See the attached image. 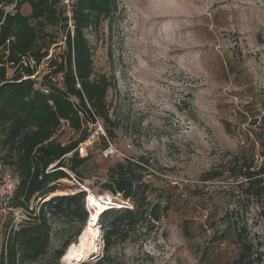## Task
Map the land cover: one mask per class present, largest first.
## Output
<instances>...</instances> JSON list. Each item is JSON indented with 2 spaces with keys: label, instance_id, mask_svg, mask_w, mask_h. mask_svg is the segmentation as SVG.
<instances>
[{
  "label": "rangeland",
  "instance_id": "rangeland-1",
  "mask_svg": "<svg viewBox=\"0 0 264 264\" xmlns=\"http://www.w3.org/2000/svg\"><path fill=\"white\" fill-rule=\"evenodd\" d=\"M21 12L27 14L28 6ZM262 15L258 0H119L112 32L105 27L90 36L96 70L115 84L108 105L118 123L117 143L135 162H148L142 167L151 199L165 207L151 231L144 223L113 250L116 264H230L238 255L236 234L225 232L231 224L246 230L261 255L256 264H264V204L246 196L244 178L231 170L235 158H254V166L264 153V122L252 127L264 110ZM63 43L50 55L64 51ZM38 72L41 80L48 64ZM2 139L1 133L0 249L26 219L12 206L19 178L6 164ZM57 139L70 140L66 128ZM96 150L84 185L101 193L117 160ZM216 172L222 175L209 178ZM61 183L85 191L72 179ZM31 206L39 208V200ZM66 222L51 220L50 251L36 264H56L52 254L67 234ZM102 253L101 237L86 260ZM62 259L58 264H67Z\"/></svg>",
  "mask_w": 264,
  "mask_h": 264
},
{
  "label": "trees",
  "instance_id": "trees-1",
  "mask_svg": "<svg viewBox=\"0 0 264 264\" xmlns=\"http://www.w3.org/2000/svg\"><path fill=\"white\" fill-rule=\"evenodd\" d=\"M25 5L29 8L27 14L21 12ZM0 6L1 148L8 158L6 164L19 178L12 206L26 218L18 230H11L2 245L0 264H36L47 256L52 240L51 220L55 218L67 221L68 228L52 254L58 264L68 247L78 242L90 219L85 207L88 192L78 187L64 188L61 182L72 179L71 174L78 186L86 187L84 182L91 176L85 171L87 164L97 148L103 158L106 140L102 138L98 147L89 149L87 157H81L76 149L93 134L98 121L108 139L118 141V123L110 118L108 105V94L115 84L105 73L96 70L90 36L106 29L112 32L119 0H75L73 36L61 0H1ZM10 6L14 12L6 11ZM62 41L64 51L50 55L51 48ZM43 63L48 64L50 72L40 80L38 69ZM59 75L63 77L62 82L58 80ZM65 128L70 140L61 142L57 137ZM233 162V175L237 173L247 180L246 196L264 204L261 176L264 164L259 171H254V158L252 161L235 158ZM144 163L148 164L145 159L117 160L108 168L101 193H93L120 196L132 208L122 206L101 213L98 222L103 253L80 264H116L113 255L116 247L131 241L144 223L149 222L145 230L151 231L154 226L151 221H161L165 207L151 199L149 183L144 179ZM221 175L216 172L209 178ZM69 190L75 193L50 197ZM36 200L39 208L31 206ZM226 216L229 218V213ZM74 222L76 225H72ZM232 231L236 234L238 255L230 264L261 261L258 248L248 239L246 230L231 224L225 232Z\"/></svg>",
  "mask_w": 264,
  "mask_h": 264
},
{
  "label": "bare ground",
  "instance_id": "bare-ground-1",
  "mask_svg": "<svg viewBox=\"0 0 264 264\" xmlns=\"http://www.w3.org/2000/svg\"><path fill=\"white\" fill-rule=\"evenodd\" d=\"M87 192L88 194L86 197V202L91 211L89 223H87V227L79 237L78 242L68 247L67 252L62 259V261L67 264H72L74 260H80L74 258L75 254L77 253L83 252V256L88 257L98 251V242L102 237V231L98 221L103 211L109 209L112 206L120 208L124 205H130L124 201L123 203H117L109 194L105 196H97L89 189H87ZM74 193V191L70 193L66 191H59L52 194L50 197Z\"/></svg>",
  "mask_w": 264,
  "mask_h": 264
},
{
  "label": "built area",
  "instance_id": "built-area-1",
  "mask_svg": "<svg viewBox=\"0 0 264 264\" xmlns=\"http://www.w3.org/2000/svg\"><path fill=\"white\" fill-rule=\"evenodd\" d=\"M74 1L75 0H61L63 7L65 8L67 18L69 20V29L71 32V35H74L75 32V26H74V21H73V7H74ZM55 50H51V52H54ZM59 82L63 81L62 75L58 76ZM264 121V110L259 111V113L254 117V121L252 123L253 129H258L262 126ZM71 134H73L71 132ZM104 138L106 140V145L105 148L102 151V156L104 159H116L120 161H125V160H131V158L125 153L123 149L119 147V144L111 141L108 139L107 134L102 126V124L98 121L96 126H95V131L93 134L88 137L84 142L80 143L79 146L77 147L76 151H78L79 155L81 157H87L89 153V149L98 147L100 145L101 139ZM128 148L130 149L131 146L128 145ZM264 164V157L261 156L260 162L257 163L256 165L253 166L254 171H259L261 167ZM71 178L73 181L77 182L74 178L73 175H71ZM264 179V174L261 175ZM246 182L247 180L244 179ZM81 187L84 190H87L86 187L82 186ZM125 207L127 208H132L131 205H126ZM207 228V226H206Z\"/></svg>",
  "mask_w": 264,
  "mask_h": 264
},
{
  "label": "water",
  "instance_id": "water-1",
  "mask_svg": "<svg viewBox=\"0 0 264 264\" xmlns=\"http://www.w3.org/2000/svg\"><path fill=\"white\" fill-rule=\"evenodd\" d=\"M85 191L87 192V190H85ZM110 209H112V208H110ZM88 257H89V256H88ZM88 257L83 256V259H80V260H74L72 264H80L82 261H85L86 258H88Z\"/></svg>",
  "mask_w": 264,
  "mask_h": 264
},
{
  "label": "snow or ice",
  "instance_id": "snow-or-ice-1",
  "mask_svg": "<svg viewBox=\"0 0 264 264\" xmlns=\"http://www.w3.org/2000/svg\"><path fill=\"white\" fill-rule=\"evenodd\" d=\"M74 258L75 259H83V252L75 254Z\"/></svg>",
  "mask_w": 264,
  "mask_h": 264
},
{
  "label": "crops",
  "instance_id": "crops-1",
  "mask_svg": "<svg viewBox=\"0 0 264 264\" xmlns=\"http://www.w3.org/2000/svg\"><path fill=\"white\" fill-rule=\"evenodd\" d=\"M254 1H257V0H253V3ZM258 1H261L262 4H264V0H258ZM263 19H262V23H264V15L261 16Z\"/></svg>",
  "mask_w": 264,
  "mask_h": 264
}]
</instances>
